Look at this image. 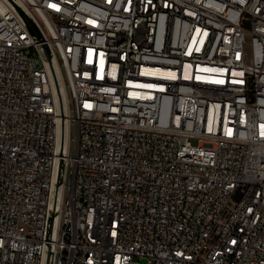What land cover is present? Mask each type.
Segmentation results:
<instances>
[{
    "label": "built area",
    "instance_id": "1",
    "mask_svg": "<svg viewBox=\"0 0 264 264\" xmlns=\"http://www.w3.org/2000/svg\"><path fill=\"white\" fill-rule=\"evenodd\" d=\"M142 261L264 264V0H0V264Z\"/></svg>",
    "mask_w": 264,
    "mask_h": 264
},
{
    "label": "rangeland",
    "instance_id": "2",
    "mask_svg": "<svg viewBox=\"0 0 264 264\" xmlns=\"http://www.w3.org/2000/svg\"><path fill=\"white\" fill-rule=\"evenodd\" d=\"M73 140H72V144H71V153L73 154V155H75V153H76V135L74 134L73 135ZM192 142H196L195 140H192ZM142 264H146V262L145 261H142Z\"/></svg>",
    "mask_w": 264,
    "mask_h": 264
}]
</instances>
